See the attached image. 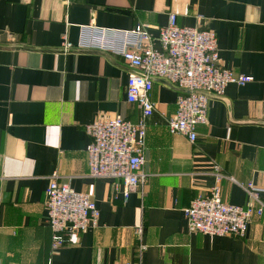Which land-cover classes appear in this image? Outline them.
I'll return each mask as SVG.
<instances>
[{
    "label": "crops",
    "instance_id": "obj_1",
    "mask_svg": "<svg viewBox=\"0 0 264 264\" xmlns=\"http://www.w3.org/2000/svg\"><path fill=\"white\" fill-rule=\"evenodd\" d=\"M171 13L180 26L214 31L220 64L253 80L211 95L191 142L168 128L179 88L156 78L147 178L124 200L112 180L89 175L86 126L139 119L127 99L132 68L118 53L78 45L93 27L148 24L158 36ZM217 171L224 202L264 204V0H0V264H264V212L253 213L244 236L189 231L185 209L208 194ZM55 175L100 210L96 228L57 249L45 205Z\"/></svg>",
    "mask_w": 264,
    "mask_h": 264
},
{
    "label": "built area",
    "instance_id": "obj_2",
    "mask_svg": "<svg viewBox=\"0 0 264 264\" xmlns=\"http://www.w3.org/2000/svg\"><path fill=\"white\" fill-rule=\"evenodd\" d=\"M73 1V0H69ZM88 38L81 40L79 49L102 50L120 54L130 65L127 99L141 111L134 122L122 116L98 119L86 126L90 136L87 147L89 175L113 181L116 193L124 200L145 183L143 172L148 118L156 109L152 90L156 78H166L179 88L177 110L168 118L172 134H183L191 142L198 138V127L207 124L208 101L211 95L221 96L231 83L244 85L253 80L246 74L235 76L220 64L217 35L208 28L180 26L176 13H171L166 26L155 36L151 26L141 24L130 30L103 32L89 29ZM100 33L99 38L93 34ZM158 40L161 47H155ZM68 51L73 44L63 42ZM219 170V168H217ZM217 183L208 194L194 198L185 209L190 232L208 235L244 236L254 212L262 214L264 204L241 206L224 202L217 171ZM252 199H259L261 189L247 184ZM45 205L53 232L52 248L71 241L72 236L96 228L100 210L91 194L78 192L68 182L55 175L46 189ZM139 235L143 228H137ZM126 264H133L127 262ZM142 264V263H137Z\"/></svg>",
    "mask_w": 264,
    "mask_h": 264
}]
</instances>
